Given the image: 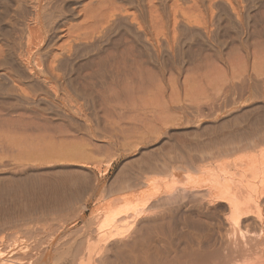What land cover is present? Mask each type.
<instances>
[{"label":"rangeland","instance_id":"1","mask_svg":"<svg viewBox=\"0 0 264 264\" xmlns=\"http://www.w3.org/2000/svg\"><path fill=\"white\" fill-rule=\"evenodd\" d=\"M260 140L264 0H0L1 225L85 235L98 195Z\"/></svg>","mask_w":264,"mask_h":264},{"label":"bare ground","instance_id":"2","mask_svg":"<svg viewBox=\"0 0 264 264\" xmlns=\"http://www.w3.org/2000/svg\"><path fill=\"white\" fill-rule=\"evenodd\" d=\"M26 34L27 49L36 47L41 35L36 18L27 23ZM129 181L104 201L95 197L89 212L93 236L91 229L72 235L65 226L63 236L46 238L31 225L33 232L25 234L0 224V264H264L263 140L193 168L143 173ZM77 206L66 210L72 214Z\"/></svg>","mask_w":264,"mask_h":264}]
</instances>
